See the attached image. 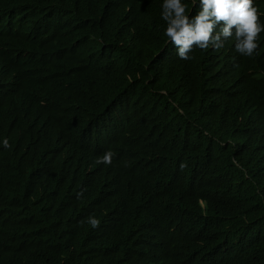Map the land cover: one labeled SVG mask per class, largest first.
Here are the masks:
<instances>
[{"label":"trees","instance_id":"trees-1","mask_svg":"<svg viewBox=\"0 0 264 264\" xmlns=\"http://www.w3.org/2000/svg\"><path fill=\"white\" fill-rule=\"evenodd\" d=\"M162 4L0 0V264H264V32L174 69Z\"/></svg>","mask_w":264,"mask_h":264},{"label":"clouds","instance_id":"clouds-1","mask_svg":"<svg viewBox=\"0 0 264 264\" xmlns=\"http://www.w3.org/2000/svg\"><path fill=\"white\" fill-rule=\"evenodd\" d=\"M254 0H191L192 8H198L195 15L187 14L188 4L182 0H163L161 19L166 22L164 36L167 37L168 44L173 47L169 50L174 61H171L172 68L177 69L183 63L199 61L219 64L213 57L205 54L214 52L223 59L231 63L239 60V55L252 58L259 56V37L264 32V22L260 20L258 7L254 6ZM86 19H83V21ZM10 28V26H9ZM16 97L10 92L9 108L13 110ZM48 98L43 93H38L33 97L29 105L23 107L21 120L29 123H42L44 119L43 107L47 104ZM0 110V120L11 118L3 115ZM18 121V120H16ZM3 146L8 149L10 144L6 138L3 139ZM115 153L105 152L96 160L97 164L110 166ZM183 167V165H182ZM151 183L140 181L137 185L129 187L130 193L133 191L150 190ZM150 197L148 202H152ZM145 228L139 229L149 238L157 240L160 233L169 230L170 226L162 219L157 212L150 209L145 210ZM154 219H161L166 225V230L159 229L153 222ZM88 223L97 227L100 221L94 217H89ZM143 254L147 262L151 263L152 258L143 250H138Z\"/></svg>","mask_w":264,"mask_h":264}]
</instances>
